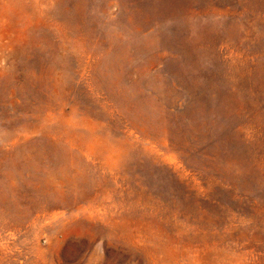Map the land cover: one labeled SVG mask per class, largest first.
Returning a JSON list of instances; mask_svg holds the SVG:
<instances>
[{
	"label": "rangeland",
	"instance_id": "374dc122",
	"mask_svg": "<svg viewBox=\"0 0 264 264\" xmlns=\"http://www.w3.org/2000/svg\"><path fill=\"white\" fill-rule=\"evenodd\" d=\"M0 264H264V0H0Z\"/></svg>",
	"mask_w": 264,
	"mask_h": 264
}]
</instances>
